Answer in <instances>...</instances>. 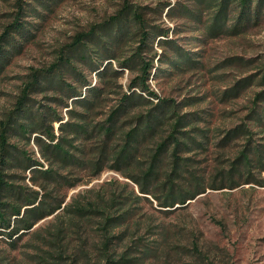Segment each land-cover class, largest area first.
I'll return each instance as SVG.
<instances>
[{
  "label": "trees",
  "instance_id": "16d2710c",
  "mask_svg": "<svg viewBox=\"0 0 264 264\" xmlns=\"http://www.w3.org/2000/svg\"><path fill=\"white\" fill-rule=\"evenodd\" d=\"M34 1L37 17H44L39 8L52 10L53 1ZM19 9L0 37V71L10 61L2 42L13 41L12 32L23 38L24 31L29 32L24 27L29 23L22 20L27 15ZM164 14L178 23L174 29L163 23ZM263 23L264 0H121L115 14L76 34L47 69L28 76L0 121V237L15 247L53 217L39 263L131 264L135 259L126 253L117 257L112 251L124 235L117 237L115 231L142 198L151 196L160 206L173 208L195 200L207 186L264 187V143L254 140L256 135L264 138V105H258L264 103V60L259 67L263 89L256 94L255 105L240 124L220 134L200 112L184 110L194 105L161 100L150 85L155 77L203 69L199 60L203 51L188 46L203 48L211 41L243 37ZM181 38L188 39L181 43ZM12 45L17 49L16 42ZM127 45L130 52L124 53ZM125 71L131 78L123 92L118 82ZM253 78L237 81L230 94L237 96ZM113 89L119 90V99L108 105ZM48 92H53L51 103L37 104L36 98ZM217 138L218 147L242 145L216 174L219 180L208 185L194 156L209 152ZM107 170L130 179L139 194L127 193L125 185L109 198L90 201L77 196L68 201L71 190L92 183ZM95 224L97 236L101 226L104 241L86 250L83 227ZM74 239L77 243L72 245Z\"/></svg>",
  "mask_w": 264,
  "mask_h": 264
},
{
  "label": "rangeland",
  "instance_id": "374dc122",
  "mask_svg": "<svg viewBox=\"0 0 264 264\" xmlns=\"http://www.w3.org/2000/svg\"><path fill=\"white\" fill-rule=\"evenodd\" d=\"M51 1L55 3H52V10L39 8L44 15L40 18L32 9L37 6L34 0H0V37L17 18L19 8L27 15L22 20L29 23L24 25L29 31H24L25 38L12 32L13 41L2 42L4 54L10 61L0 71V121L12 109L32 72L47 69L61 48L70 43L76 34L88 31L92 25L115 14L121 3V0ZM163 23L172 29L178 24L167 19L165 14ZM184 39L188 38H181V43ZM15 42L17 49L12 45ZM129 47H125L124 53L130 52ZM188 49L203 51V56L198 58L203 69L152 78V90L161 100L171 98L180 105H194L184 106V110L188 113L200 112L218 134L240 124L246 119L249 108L255 105L256 94L263 89L259 81V67L264 60V23L252 28L246 36L222 38L211 41L203 48L188 46ZM249 76H254L249 85L237 96L230 94L229 89L237 81ZM130 78V71H125L118 82L123 92L128 90ZM92 79L95 85L97 76L93 75ZM111 93L108 105H114L119 99L118 89H113ZM52 96L53 92L39 95L36 102L49 105ZM192 99L197 100L190 102ZM157 103L158 100H154V104ZM258 105L264 103L259 102ZM219 140L217 138L212 142L209 152L194 156L197 169L209 180L208 185L219 180L216 174L228 166L235 151L242 145V142H235L218 147ZM254 140L264 143L260 135H256ZM125 185H128L127 193L134 190L136 195L139 194L134 182L119 172L107 170L92 183L71 190L68 201L77 196L90 201L97 196L109 198L115 191L124 189ZM148 199L142 198L135 206L134 214L116 229L117 237L124 233L112 250L116 251L117 257L126 253L128 258L135 259L131 264H264V187L250 183L235 189L213 190L207 186L206 192L195 200L185 205L176 204L173 208L160 206L151 196ZM52 222L53 217L39 223L15 247L1 236L0 264H41L39 256H43L47 249L43 239ZM97 226L83 227L86 231H83L82 238L88 241L86 250L98 242L100 247L104 241L100 225L97 236ZM76 243L74 239L72 245ZM77 264L84 263L80 261Z\"/></svg>",
  "mask_w": 264,
  "mask_h": 264
}]
</instances>
